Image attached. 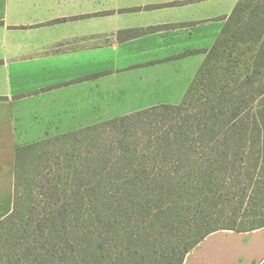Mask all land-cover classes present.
Segmentation results:
<instances>
[{
	"label": "trees",
	"instance_id": "1",
	"mask_svg": "<svg viewBox=\"0 0 264 264\" xmlns=\"http://www.w3.org/2000/svg\"><path fill=\"white\" fill-rule=\"evenodd\" d=\"M224 20L181 102L16 147L0 264H183L213 231L264 227V0Z\"/></svg>",
	"mask_w": 264,
	"mask_h": 264
},
{
	"label": "crops",
	"instance_id": "2",
	"mask_svg": "<svg viewBox=\"0 0 264 264\" xmlns=\"http://www.w3.org/2000/svg\"><path fill=\"white\" fill-rule=\"evenodd\" d=\"M237 1L0 0V219L17 146L181 102ZM183 264H264V227L213 231Z\"/></svg>",
	"mask_w": 264,
	"mask_h": 264
},
{
	"label": "rangeland",
	"instance_id": "3",
	"mask_svg": "<svg viewBox=\"0 0 264 264\" xmlns=\"http://www.w3.org/2000/svg\"><path fill=\"white\" fill-rule=\"evenodd\" d=\"M137 104H139V103H133V104H131L132 106H135V105H137ZM102 103H98L97 105H95V111L93 112V113H104L105 112V110L104 109H102ZM99 116H102V115H99ZM99 116H97V117H95L93 120L94 121H97V120H99V118H104V117H99ZM105 116V115H104Z\"/></svg>",
	"mask_w": 264,
	"mask_h": 264
}]
</instances>
